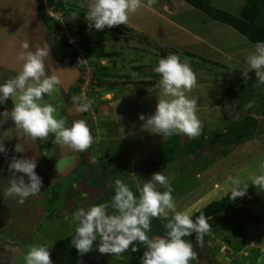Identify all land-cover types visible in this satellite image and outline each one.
Here are the masks:
<instances>
[{"label": "rangeland", "instance_id": "rangeland-1", "mask_svg": "<svg viewBox=\"0 0 264 264\" xmlns=\"http://www.w3.org/2000/svg\"><path fill=\"white\" fill-rule=\"evenodd\" d=\"M42 1L46 8L61 14L62 24L78 36L79 45L86 53L89 73L80 74L76 87L78 101L72 102L76 106L90 102L88 110L80 113L79 120L86 121L92 136L96 137L90 150L93 158L98 153L101 177L114 188L115 181L121 180L139 197L143 184L154 173L162 172L173 189L176 211L190 216L213 202H232L223 212L208 218L211 230L203 236L198 264H264V188L252 184L253 177L264 175V84L257 86L255 71L248 62H243L244 53L236 56L234 52L232 56L233 50H230L226 57L217 56L197 42L185 39L182 32L171 27L172 23L188 30L186 22L210 19L180 0H156L151 7L147 0H142V7L130 14L126 25L101 31L90 28L85 19L90 0H36L41 13ZM200 1L237 15L236 7L225 0ZM163 7L174 13H166ZM74 13H78L75 18ZM61 40L74 54L63 36ZM239 41L240 46L245 44L246 49L256 51L243 37ZM216 45L223 49L222 44ZM92 48H100L104 56H96ZM184 53L194 54L195 59ZM170 54L178 55L181 61L187 59L197 75L196 87L185 94L189 99H197L196 114L203 126L198 138L182 133L161 136L143 126L144 122L139 119L141 114L146 118L154 114L159 99H170L162 88L156 87L161 77L154 71L158 61ZM78 62L80 67L79 59ZM241 71L248 72L246 79ZM107 93L110 94L105 97ZM82 94H85L83 101ZM123 102L119 115L117 105ZM249 117L255 120L254 127L229 134L228 127ZM130 128L136 130V136L127 135ZM168 138L176 139L175 146H167L162 151ZM117 151L121 153H117L118 160L114 161ZM78 156L83 164L80 152ZM159 156L171 159L158 164ZM109 158L114 163L108 162ZM81 171L69 173L63 181L42 166L44 193L30 201L38 210L46 208L48 221L36 224L34 230H24V206L13 203L8 214L14 213L18 226H14L16 230H0V240L10 246L2 252L9 253V263L8 256H4L2 264H26L24 257L30 245L51 243L55 245L51 247L54 255L50 251L53 264H63L61 260L68 261L65 264L127 263L129 250L120 255L101 254L97 250L99 238L93 250L83 256L72 246L77 226L72 222L73 214L80 208L87 211L92 206L88 198L76 200L69 192L72 184H67L73 177L82 175ZM50 183H55L54 187ZM237 183L248 189L246 195L232 200L230 194ZM81 184L76 180L74 186ZM156 190L164 192L167 188L156 183ZM60 198L63 201L60 202Z\"/></svg>", "mask_w": 264, "mask_h": 264}, {"label": "clouds", "instance_id": "clouds-1", "mask_svg": "<svg viewBox=\"0 0 264 264\" xmlns=\"http://www.w3.org/2000/svg\"><path fill=\"white\" fill-rule=\"evenodd\" d=\"M155 2L156 0H147L149 7ZM141 7L142 0H90L85 19L89 27L95 30L111 29L126 25L130 14L136 13ZM77 14L74 13L73 18ZM21 48L29 49V42L23 41ZM255 49V53L247 57V62L255 71L259 86L264 84V42H257ZM50 51L46 47H38L35 52H20L19 59L24 61L22 71L15 78L0 84V104L9 99L12 101L11 110L0 113V125L11 119L15 128L22 130L34 141L45 143L49 135L53 134L55 143L77 152H85L94 143L86 121L77 120L70 127L66 126V120L58 118L57 107L44 99L45 94L48 98L53 97L60 84L56 75L45 73V58L50 56ZM154 71L161 77L156 87L162 88L163 94L170 99H159L154 114L147 118L141 114L139 119L144 122L143 126L161 136L182 133L189 138H198L203 126L196 114L197 99H189L185 94L197 85V75L189 61H181L178 55L170 54L158 61ZM242 75L246 79L248 72H242ZM73 100L76 102L78 98L74 97ZM89 103H78L76 111H87ZM7 151L3 140H0V153ZM14 151L24 153V148L17 143ZM8 168L12 179L5 189V197H18V203L23 205L28 197L41 192L43 182L36 172V158L12 157ZM18 173L23 175H17ZM153 181L165 186L167 191L156 190V183ZM252 184L264 188V175L253 177ZM247 189L248 187L241 188L237 183L230 199L243 197ZM172 192L168 178L162 172L154 173L143 184L139 197L121 180H116L115 195L110 203L91 206L87 211L80 208L73 214L72 222L77 226L71 240L72 246L83 256L93 250V244L99 238L97 250L101 254L120 255L129 248L132 252L138 251L136 243L139 242L147 249L141 258V264H190L191 261H197L198 264V253L185 237L195 233L197 244H202L203 236L211 230V224L204 213L194 222L190 215L176 211ZM109 208L115 211L109 214ZM153 218L167 221L164 224L167 230L165 236L149 238ZM52 246L53 243L30 245L24 257L26 264H53L50 255Z\"/></svg>", "mask_w": 264, "mask_h": 264}, {"label": "crops", "instance_id": "crops-1", "mask_svg": "<svg viewBox=\"0 0 264 264\" xmlns=\"http://www.w3.org/2000/svg\"><path fill=\"white\" fill-rule=\"evenodd\" d=\"M225 1L229 5L236 7L235 14L237 15L245 2V0ZM163 8L166 13H174V10L172 9L167 7ZM86 10L88 11V9ZM43 16L46 17L45 15ZM51 22V20L48 21L45 18L44 20L40 19L36 0H0V84L5 83L9 79L15 78L16 75L22 71L24 61L19 59V54L21 51L35 52L36 48L38 47H46L50 49V56L45 58V73L46 75H56L60 80V84L53 97L48 98L45 94L44 99L53 103L54 106L57 107L58 118H64L67 122L66 126L70 127L74 121L80 119L79 115L81 112L76 111L77 106L73 104L72 100L77 96V82L80 81L79 78L82 72L80 73L77 56L72 54L71 50L67 46L63 45V41L61 40L62 33L60 32V29ZM172 25L173 26L171 27L176 28L185 35V39L189 38L190 40L197 42L217 56L223 55L226 57L227 54H230V50H233V53L230 54L232 56L234 52L236 56H240V54L243 52V62L247 63V57L245 54L248 52L250 53L249 55L255 53V51L249 47L246 49L245 44L240 46L239 38L241 36L238 35L234 30L211 19L203 20L201 18H197L193 19L192 23L186 22L187 27H189L191 30H185L182 26L177 25L176 23H172ZM223 26L226 27L223 28ZM232 31H234V33L238 36L232 34ZM25 40L29 42V49L27 50L21 48V43ZM217 43L222 44L223 49L216 45ZM69 52L70 54H68ZM189 55L193 56L195 59L194 54ZM236 59L240 60L239 57H236ZM233 63L235 62L233 61ZM237 64L242 66L238 62ZM243 68L247 70L246 67ZM109 94L110 93H107L105 97H108ZM83 96L85 97V94H82L81 101L85 99ZM124 104L125 102L117 105L118 108H120L117 110L119 115L122 113L120 105ZM11 108L12 101L9 99L6 103L0 104V113L5 110L10 111ZM117 119L119 121L118 117ZM134 123L137 125L135 127L138 128L140 132L137 122L134 121ZM139 132H137V134ZM135 133L136 130H131L130 128V131H128L127 135L131 137L136 136ZM123 137L125 136H122V138ZM93 138L96 139L95 136H93ZM0 140H3L5 147L8 150L6 153H0V230H16L14 226H18V223L16 222V219V221L14 220V213L9 215L8 212L13 203L16 202V204H19L18 197H5L4 195L5 189L10 185V180L12 179V174L8 168V164L12 157L36 158V172L37 175L42 177V182L45 179L43 177L44 174L42 173V166L48 167V170L53 171L54 174H56L57 177L63 181V178H65V176H67L69 173L72 175L74 172H80L81 169L84 172L85 166L80 164L81 161L79 160L78 152L67 146H62L58 143H55L53 134L49 135L48 141L45 143H42L39 140L34 141L31 137L25 135L22 130L15 128L14 121L11 119H8L7 122L0 125ZM17 143H20L23 146L24 153H17L14 151V146ZM95 143L96 141L93 143V145ZM94 150H96V148H94ZM117 153L121 152L117 151L113 155L115 157L114 161L118 160L119 156ZM95 155H97V157L94 158L95 161L100 164L101 162L99 160L97 161V158H99L98 153ZM111 160L112 159L109 158L108 162H111ZM114 161L112 160L111 163H114ZM111 167L113 168V166ZM17 175L23 174L18 173ZM73 179V181H70L69 184H67L68 186L74 183L77 180V177L75 176ZM25 181L27 182L26 176ZM49 185L54 187L53 185H55V183L53 185L50 183ZM43 187L44 185L41 188V192L28 197L23 204L24 207L22 213L26 214V216L23 218L24 230H34L36 224L39 226L41 222L47 220L46 208H44L42 211L38 210L32 205V202L30 201L33 200V197L37 198V196H41L44 193ZM62 199L63 198H60V202L63 201ZM53 221L56 220L53 219ZM54 247L55 245L53 248ZM6 248L9 250V243L6 245L1 241L0 264H2L4 256H8L9 263V253L8 255L6 253H2ZM53 248H51L50 251L52 250L54 255L55 251ZM55 250L60 251L57 248ZM62 262L65 264L68 261L61 260V263Z\"/></svg>", "mask_w": 264, "mask_h": 264}, {"label": "trees", "instance_id": "trees-1", "mask_svg": "<svg viewBox=\"0 0 264 264\" xmlns=\"http://www.w3.org/2000/svg\"><path fill=\"white\" fill-rule=\"evenodd\" d=\"M186 3L191 8L199 11L204 14L211 20L221 23L223 25L228 26L232 30H234L238 35L243 37L247 42L252 45H256L257 42H264V0H245L244 5L241 7L238 15H231L219 9L213 8L209 6L206 2L200 0H180ZM38 12L40 15V19L44 20V18L48 21L49 18L44 17L41 13L40 6H38ZM53 25H56L54 22H51ZM59 28V27H58ZM96 56L103 57V52L100 48H92ZM184 56L188 58H193V56L184 53ZM204 61V60H203ZM82 69L80 68V73ZM242 73V72H239ZM79 82V81H78ZM255 120L251 117L243 119L242 122L234 123L227 129L229 130V134L237 133L238 131H244L249 128L254 127ZM222 135V134H220ZM241 137L239 138V140ZM238 140V141H239ZM176 139H169L165 141V146H161L162 151L167 146H175ZM161 151V153H162ZM160 153V154H161ZM80 156L82 157V162L85 166L84 173L77 177L78 183L81 182V186H74L75 182L72 183L69 188V192L71 194V198L80 199L82 197L88 198L92 204L98 205L101 203H110L112 197L115 195V188L113 185L106 182L100 175V165L95 161L92 157V151L90 148L85 152H80ZM171 158L165 157L160 159L158 157L157 163H167ZM151 168V166H150ZM232 202L218 201L213 202L210 205L204 206L197 211H195L190 217L195 222L196 218L204 213L207 218L216 215L218 213L223 212ZM112 208L108 209V213H112ZM167 221H161L160 219L153 218L151 221V231L148 233L149 238L154 237H162L166 235L167 230L164 227V224ZM186 240H189L193 244V250L200 254L201 244H197L195 236L185 237ZM136 243V242H134ZM138 251L132 252L131 248H129V254L126 264H141V258L143 256L144 251H146V246L136 243Z\"/></svg>", "mask_w": 264, "mask_h": 264}, {"label": "built area", "instance_id": "built-area-1", "mask_svg": "<svg viewBox=\"0 0 264 264\" xmlns=\"http://www.w3.org/2000/svg\"><path fill=\"white\" fill-rule=\"evenodd\" d=\"M43 7V15H45L49 20L57 24L62 33V36L67 41L68 45L71 46L74 50V54L80 61V68L82 69V74L88 72V66L85 64L86 62V53L82 50L81 46L79 45L78 36L74 33H70L69 30L65 28V25L62 24L61 21V14L58 12L53 11L52 8H46L45 1H42ZM89 73V72H88Z\"/></svg>", "mask_w": 264, "mask_h": 264}]
</instances>
